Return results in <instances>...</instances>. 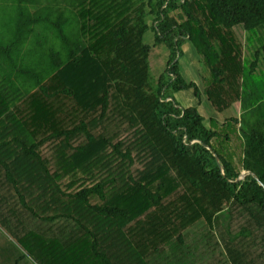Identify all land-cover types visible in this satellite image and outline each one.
<instances>
[{
  "label": "trees",
  "instance_id": "1",
  "mask_svg": "<svg viewBox=\"0 0 264 264\" xmlns=\"http://www.w3.org/2000/svg\"><path fill=\"white\" fill-rule=\"evenodd\" d=\"M0 1V225L19 252L0 264H264V0ZM188 89L242 114L207 125Z\"/></svg>",
  "mask_w": 264,
  "mask_h": 264
},
{
  "label": "rangeland",
  "instance_id": "2",
  "mask_svg": "<svg viewBox=\"0 0 264 264\" xmlns=\"http://www.w3.org/2000/svg\"><path fill=\"white\" fill-rule=\"evenodd\" d=\"M5 3V2H4ZM7 8L9 9H6ZM3 5L0 1V37L3 38L5 35H7V38H5L3 41L6 42L10 39L11 34V28L9 27V24L11 20L13 19V13L10 11V8L8 5ZM236 34L239 37V39L244 43L245 45V56L248 60L254 59V53L260 46L259 37L255 34L252 35V32L244 30L242 25H237L235 28ZM252 36L251 40L249 39ZM145 42L152 45V52L150 55V65H151V82H156L159 78V76L163 73L164 69L166 68L169 51L167 49V46L164 44L160 45H154L155 43V33L153 30H150L145 35ZM183 49L185 51L184 56L181 60V68L182 72L185 76V78L188 81H195L203 87V74L205 72V67L202 64L200 60V56L196 50V48L193 46L191 42H188L183 46ZM253 78H257L260 80L261 84V90L264 92V53L260 57L259 66L256 70V72L253 75ZM177 101L184 107L188 106H198L199 99L194 95V92L192 89L183 90L176 94ZM203 105L202 112L204 117L206 118L207 125L209 124L210 119L213 117L212 126L215 128L218 126L217 120H221L222 122L225 121L226 117L232 115L233 109L228 110L227 112H218L216 111L209 100L207 99L206 95H203ZM238 109H234L235 113H237ZM236 137V136H235ZM239 154V152H238ZM200 224L198 226L193 227L189 230L190 235L194 237L199 234L200 231ZM3 249H7L9 251H14L16 255H19V252L16 249V246H14L12 242V237L8 233L7 228L0 225V251L2 253ZM29 264H33L32 262H29Z\"/></svg>",
  "mask_w": 264,
  "mask_h": 264
},
{
  "label": "crops",
  "instance_id": "3",
  "mask_svg": "<svg viewBox=\"0 0 264 264\" xmlns=\"http://www.w3.org/2000/svg\"><path fill=\"white\" fill-rule=\"evenodd\" d=\"M203 97L201 98V102L200 103H198V108H199V110H200V112L202 113V115H203V112H202V105H203ZM203 106H205V105H203ZM230 109H233V111H232V115H230V116H228V117H226L225 119H228V118H231V117H240V115L242 114V107H241V103H235ZM229 109V110H230ZM234 109H238L237 110V113H235V111H234ZM228 110H226V112H227ZM218 121H220L221 123H223L221 120H219L218 119Z\"/></svg>",
  "mask_w": 264,
  "mask_h": 264
},
{
  "label": "water",
  "instance_id": "4",
  "mask_svg": "<svg viewBox=\"0 0 264 264\" xmlns=\"http://www.w3.org/2000/svg\"><path fill=\"white\" fill-rule=\"evenodd\" d=\"M247 174H252V173L249 171H244V172H242L240 179H243ZM254 176L256 177V175H254Z\"/></svg>",
  "mask_w": 264,
  "mask_h": 264
}]
</instances>
